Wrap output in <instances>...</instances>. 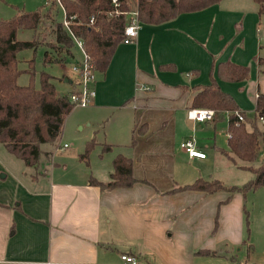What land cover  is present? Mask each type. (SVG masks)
I'll list each match as a JSON object with an SVG mask.
<instances>
[{
	"label": "crops",
	"instance_id": "1",
	"mask_svg": "<svg viewBox=\"0 0 264 264\" xmlns=\"http://www.w3.org/2000/svg\"><path fill=\"white\" fill-rule=\"evenodd\" d=\"M251 2L255 4L220 0L160 24L142 23L134 43L116 46L106 70H96L92 84L91 106L102 117L109 112L108 118H115L109 123L116 139L109 143L110 151L100 149L81 159L89 140L69 153L59 143H42L43 154L31 165L0 143V264H123L124 253L140 264H264V224L252 227L250 234L246 194L237 192L226 200V191L183 188L198 178L212 179L201 168L208 158L225 169H239L224 153L230 113H223L224 139L218 144L217 121L194 122L186 112L194 107L199 87L214 78L246 116L232 85L243 88L249 76L227 81L218 77L216 68L226 61L247 66L240 32L229 37V14L241 15L238 9L247 5L254 11ZM73 47L72 56L64 59L82 58ZM262 48L258 45L249 55L263 76ZM68 72L62 80L69 84L64 93L76 87ZM260 93L264 89L257 84L254 107ZM211 122L212 138L196 141L205 157H188L180 142L192 128ZM119 154L132 160L136 182L109 190L91 184L90 178L109 181Z\"/></svg>",
	"mask_w": 264,
	"mask_h": 264
},
{
	"label": "trees",
	"instance_id": "2",
	"mask_svg": "<svg viewBox=\"0 0 264 264\" xmlns=\"http://www.w3.org/2000/svg\"><path fill=\"white\" fill-rule=\"evenodd\" d=\"M219 1L137 0L138 18L142 23L160 24L181 13L198 11ZM253 1L258 5V13L264 16V0ZM124 7L123 1L122 8ZM111 8V0H53L43 11H19L10 19L0 20V143L9 152L31 165L35 164L43 154L41 144L55 145L65 118L75 107L69 101L67 93L57 91L50 74L41 72L39 87L32 84L35 72L32 60L29 61L32 69L27 70L31 77L30 82L19 85L17 78L22 70L18 68L17 53L24 49L36 50L42 44L41 35H48L51 38L45 45L50 49L44 51L43 63L52 60L59 62L65 56H72L73 38L81 39L84 52L93 61L95 69L104 72L116 46L123 38L125 26L123 16L107 15ZM59 10L63 16H76V20L68 28H64L57 19ZM90 17H94L92 26L88 25ZM41 27L47 33H41ZM18 30H33V38L18 40ZM216 72L219 78L232 82L245 80L249 76L247 66L231 61L219 63ZM257 95L253 117L244 116V120L239 121L234 115V111H240L238 105L231 95L220 89L214 78H211L210 84L199 87L193 97V106L214 109L213 122L222 119L224 112L230 113L227 126L228 149L224 153L233 165L248 171L251 176L239 185H229L218 178H198L193 183L184 185V189H196L206 193L226 191L229 194L226 199L228 200L234 193L246 194L264 187V158L261 157L264 150V123L259 120L260 117L264 118V94ZM241 113L244 115L243 111ZM137 130L141 131L139 128ZM134 131L135 129L133 133ZM134 141L132 134L130 144L134 145ZM92 145V141L87 142L79 156L81 159L87 158ZM109 150L111 145H104L102 151ZM89 182L102 190L131 186L136 182L132 174V160L124 155H117L113 159V173L109 181L101 182L90 178ZM245 215L247 216V211Z\"/></svg>",
	"mask_w": 264,
	"mask_h": 264
},
{
	"label": "rangeland",
	"instance_id": "3",
	"mask_svg": "<svg viewBox=\"0 0 264 264\" xmlns=\"http://www.w3.org/2000/svg\"><path fill=\"white\" fill-rule=\"evenodd\" d=\"M252 5L255 6L254 11H252L251 6L250 8L247 7L248 5L246 6L247 8L245 7L242 9H238L239 7L233 6V9H238L240 11H243L244 13L240 15L238 13L231 12L229 14L231 20L229 37H231V35L233 36L235 30L240 32V37H243L244 39V49L248 54V56L246 57L248 58L246 59V62H248L247 66L250 69L249 78L245 82L244 87L239 88V85L233 84L232 89L234 96H236L239 101L240 107L244 109L246 116L249 118L253 117L256 85L259 84L260 90L264 89V75L262 76L261 74H258L256 63L252 56L249 55V52L256 49L258 45H262V49L264 51V16L260 15L258 19V5L256 3ZM47 7V0H0V20L10 19L18 14L19 11H34L37 9L43 11ZM60 17H62V15L61 13H58L57 19L60 20ZM258 22H260L259 25ZM46 24H48V22L45 23V25ZM39 30L41 31V33H47L46 29H44L43 27H41ZM33 35V30H18L16 37L18 40H30L33 38ZM50 38L51 37L48 35H46L45 37L44 35H41L40 40H42V46H38L36 50L24 49L17 53L18 68L22 70L21 74L17 78V83H20L19 85H27L30 82L31 77L27 70L32 69V64H29V61L32 60L35 71L32 78V84L35 87H39L40 73L46 72L52 76L58 92L65 94L64 92L69 88V84L63 83L62 80L64 79V74L66 75V73H69L68 68L73 60L70 58L64 59L59 62L52 60L44 64V51L46 49H50L45 44L46 42H48V40H50ZM232 43L234 45L235 41H233ZM237 47H239V45H237ZM73 48L74 51H77L76 47ZM77 57H79V55ZM108 114L109 112H106L105 116L102 117V112L93 108L91 105L74 107L65 118L62 132L55 145L59 143V147H62L63 144L66 143L68 147L63 148V150L66 153H69L71 151H76L79 146L81 144H84V142H86L87 140L92 141V150L87 156L89 157L91 152L92 154H94L100 149L102 150L104 145H106L107 143H115L116 141H112L116 139L114 138L112 128L109 124L110 122L112 123V121H115V118H108ZM213 125V122H211L207 123L202 128H197V130L192 128L190 130L189 136H193L196 141L208 143V138H212L213 136ZM215 125L216 142L218 144H222L224 139L223 133L226 125V116H223L222 119L218 120ZM261 127L263 126L261 125ZM176 142L178 144L177 138ZM111 148H113V145H111ZM206 151L209 152V150ZM207 161V164L201 166L202 172L205 175L212 174V178L221 177L226 184L239 185L247 181L251 176L248 171L242 169H236L234 167H232L231 170L225 169L220 165V163H212L210 161V158H208ZM245 209L247 210L246 225L251 234L252 227L255 230L259 225L264 224V187H260L254 191L246 193Z\"/></svg>",
	"mask_w": 264,
	"mask_h": 264
},
{
	"label": "built area",
	"instance_id": "4",
	"mask_svg": "<svg viewBox=\"0 0 264 264\" xmlns=\"http://www.w3.org/2000/svg\"><path fill=\"white\" fill-rule=\"evenodd\" d=\"M53 0H47V5L51 4ZM58 1V0H57ZM123 1L125 7L123 6ZM112 8L107 12L109 17L123 16L125 26L123 29V38L121 40L124 44H132L138 36L142 22L138 18L137 0H111ZM76 20L75 15L62 16V26L68 28L72 22ZM88 25H94V17H90ZM73 44L82 52V58L73 61L69 66L72 80L75 84V89L67 93V97L71 103L76 106L91 105L95 96V89L92 84L95 82L96 69L91 58L84 52L83 41L81 39L73 38ZM258 95L256 94V97ZM215 114L214 109L208 107H191L187 109V119L194 122H205L213 119ZM234 115L239 121L244 120V116L240 111H234ZM261 123H264V118H259ZM64 143L60 150L67 148ZM180 147L190 158H204L205 153L198 149L196 140L193 136H189L180 142ZM261 157L264 158V150L261 152ZM120 258L123 264H140V261L133 255L121 254ZM240 264H251L242 262Z\"/></svg>",
	"mask_w": 264,
	"mask_h": 264
}]
</instances>
